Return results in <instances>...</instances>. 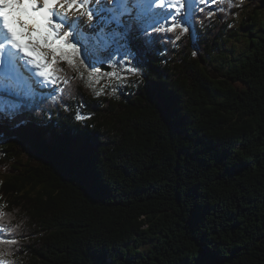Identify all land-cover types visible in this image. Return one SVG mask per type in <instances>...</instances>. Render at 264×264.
Masks as SVG:
<instances>
[{
  "label": "trees",
  "instance_id": "obj_1",
  "mask_svg": "<svg viewBox=\"0 0 264 264\" xmlns=\"http://www.w3.org/2000/svg\"><path fill=\"white\" fill-rule=\"evenodd\" d=\"M262 4H220L222 12L194 6V33L156 44L141 79L163 93L167 115L129 77L99 97L74 81L63 97L71 112L40 96L24 125L5 121L0 224L18 243L12 251L0 246L2 258L199 264L210 256L216 264H264ZM209 9L216 14L208 17ZM77 111L90 118L76 121Z\"/></svg>",
  "mask_w": 264,
  "mask_h": 264
},
{
  "label": "snow or ice",
  "instance_id": "obj_2",
  "mask_svg": "<svg viewBox=\"0 0 264 264\" xmlns=\"http://www.w3.org/2000/svg\"><path fill=\"white\" fill-rule=\"evenodd\" d=\"M216 3L239 6L233 0H0V128L18 118L17 127L24 125L31 112L39 110L29 108L25 115L24 101L36 95L71 112L63 97L66 92L71 95L73 81L99 97L104 87L96 85L102 80L124 84L134 77L133 82L144 83L152 103L167 115L168 101L146 76L141 79L143 70L159 52L158 42L175 44L193 32L192 5ZM216 11L209 9L207 16ZM74 118L82 122L90 117L77 111ZM82 179L91 182L86 173ZM5 215L0 210V219ZM17 243L13 229L0 224V246L12 251ZM4 254L0 252V264H10ZM199 264L216 262L209 256Z\"/></svg>",
  "mask_w": 264,
  "mask_h": 264
},
{
  "label": "bare ground",
  "instance_id": "obj_3",
  "mask_svg": "<svg viewBox=\"0 0 264 264\" xmlns=\"http://www.w3.org/2000/svg\"><path fill=\"white\" fill-rule=\"evenodd\" d=\"M233 3L234 4H239V6H240V0H233ZM220 4L219 3H217V4H215V7H216V10H217V8H218V6H219ZM242 7V6H241ZM194 14H196V13H194ZM192 20V19H191ZM197 21H200L199 20V18H197L196 19ZM193 33H194V30H193ZM169 35H171V34H169ZM189 41H190V46H192V43H193V37H189ZM39 91V90H38ZM45 95H46V93H45ZM37 97H38V100H35L34 99V97H32V98H30V99H26L25 101H24V104H25V108H30V107H34V108H36L37 106H38V108H39V100H41V99H43L42 97H40V95H36V99H37ZM24 113H25V109H24ZM26 114V113H25ZM17 120H19V118L17 119Z\"/></svg>",
  "mask_w": 264,
  "mask_h": 264
},
{
  "label": "rangeland",
  "instance_id": "obj_4",
  "mask_svg": "<svg viewBox=\"0 0 264 264\" xmlns=\"http://www.w3.org/2000/svg\"><path fill=\"white\" fill-rule=\"evenodd\" d=\"M246 2L248 3L249 2V0H246ZM240 7H241V5L239 6V9H240ZM199 8H204V7H199ZM261 13H262V17H261V20L262 21H264V4H262V7H261ZM242 14V13H241ZM85 23H87L86 21H85ZM234 43H237L236 41H233ZM232 45H229V46H226V47H224V51L226 52V54H227V52H228V48L229 47H231ZM74 82V81H73ZM114 82L115 81H107V80H104L103 81V83H102V86L101 87H106V88H104V93H108L112 88H113V85H114ZM112 83V84H111ZM108 84H111L110 86H106V85H108ZM16 122V121H15Z\"/></svg>",
  "mask_w": 264,
  "mask_h": 264
},
{
  "label": "water",
  "instance_id": "obj_5",
  "mask_svg": "<svg viewBox=\"0 0 264 264\" xmlns=\"http://www.w3.org/2000/svg\"><path fill=\"white\" fill-rule=\"evenodd\" d=\"M106 70H108V69H106Z\"/></svg>",
  "mask_w": 264,
  "mask_h": 264
}]
</instances>
